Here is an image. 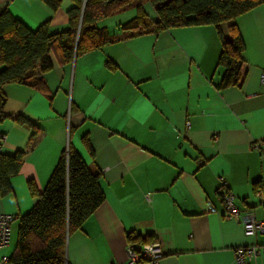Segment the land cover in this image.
Listing matches in <instances>:
<instances>
[{
	"label": "crops",
	"instance_id": "obj_1",
	"mask_svg": "<svg viewBox=\"0 0 264 264\" xmlns=\"http://www.w3.org/2000/svg\"><path fill=\"white\" fill-rule=\"evenodd\" d=\"M74 6L0 0V10L8 7L30 29L49 22L51 34L70 28ZM144 8L156 21L152 5ZM136 15L131 7L100 21L113 41L72 63L52 53V68L32 73L47 93L23 83L5 87L0 152L23 151L24 158L12 192L0 193V212L16 217L0 259L14 254L20 218L38 201L29 181L42 193L72 145L101 173L105 201L70 234L68 264H128L129 244L143 243L161 244L158 264H233L242 246H257L252 264H264V234L247 236L242 222L223 216L221 199L224 177L242 216L264 218L257 195L264 184V4L236 20L245 42L241 83L227 88H219L225 69L214 25L153 26L124 37L122 26ZM133 232L141 241L130 240Z\"/></svg>",
	"mask_w": 264,
	"mask_h": 264
},
{
	"label": "trees",
	"instance_id": "obj_2",
	"mask_svg": "<svg viewBox=\"0 0 264 264\" xmlns=\"http://www.w3.org/2000/svg\"><path fill=\"white\" fill-rule=\"evenodd\" d=\"M57 9L62 0H43ZM69 13L70 28L51 34L49 22L33 30L17 19L5 7L0 10V123L7 118L5 87L13 83L29 84L47 93L42 78L33 72L48 71L53 66L54 53L62 63H72L78 56L101 49L114 39L99 22L127 8L137 15L122 26L124 37L151 30L214 25L222 43L219 65L225 69L219 88L241 83L242 53L245 42L238 29L239 16L261 6L264 0H74ZM145 3L154 8L157 20L145 11ZM82 22V23H81ZM229 24L231 38H226L223 25ZM81 24V25H80ZM16 121L29 127L37 124L24 115ZM36 132V131H35ZM3 136H0V139ZM24 152L14 155L0 152V193L12 192L11 180L23 165ZM101 173L91 168L78 151L70 145L64 150L44 191L40 193L33 181L28 187L38 197L33 209L20 218L18 242L10 256L13 264H68L67 242L70 234L82 228L84 222L105 201L100 185ZM131 241H141L140 235L130 233ZM145 244V243H143Z\"/></svg>",
	"mask_w": 264,
	"mask_h": 264
},
{
	"label": "built area",
	"instance_id": "obj_3",
	"mask_svg": "<svg viewBox=\"0 0 264 264\" xmlns=\"http://www.w3.org/2000/svg\"><path fill=\"white\" fill-rule=\"evenodd\" d=\"M85 6L88 0H82ZM261 84L264 85V72L260 77ZM190 124L187 123V128ZM223 187L226 188L221 194V199L224 204L223 216L229 219H234L243 223L244 232L247 236H255L259 233L264 234V218L257 219L255 215L249 214L242 216L240 207L236 203L235 193L229 189L228 182L224 177H221ZM257 195L262 199L264 204V184L257 190ZM211 210H214L212 208ZM16 217L10 213L0 212V249H3L10 244L12 225ZM264 248V245L262 246ZM128 264H158L163 257V250L160 243H145L139 246L129 244L127 248ZM259 254L257 246H242L235 250V261L233 264H252ZM0 264H13L9 255H3L0 259Z\"/></svg>",
	"mask_w": 264,
	"mask_h": 264
},
{
	"label": "water",
	"instance_id": "obj_4",
	"mask_svg": "<svg viewBox=\"0 0 264 264\" xmlns=\"http://www.w3.org/2000/svg\"><path fill=\"white\" fill-rule=\"evenodd\" d=\"M82 23V22H81ZM81 25V24H80Z\"/></svg>",
	"mask_w": 264,
	"mask_h": 264
},
{
	"label": "rangeland",
	"instance_id": "obj_5",
	"mask_svg": "<svg viewBox=\"0 0 264 264\" xmlns=\"http://www.w3.org/2000/svg\"><path fill=\"white\" fill-rule=\"evenodd\" d=\"M110 23V22H109Z\"/></svg>",
	"mask_w": 264,
	"mask_h": 264
}]
</instances>
